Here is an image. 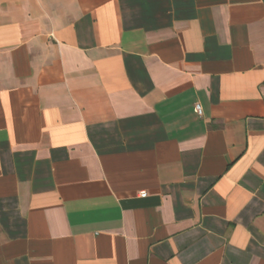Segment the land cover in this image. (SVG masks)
<instances>
[{
	"label": "crops",
	"instance_id": "obj_1",
	"mask_svg": "<svg viewBox=\"0 0 264 264\" xmlns=\"http://www.w3.org/2000/svg\"><path fill=\"white\" fill-rule=\"evenodd\" d=\"M0 264H264V0H0Z\"/></svg>",
	"mask_w": 264,
	"mask_h": 264
},
{
	"label": "built area",
	"instance_id": "obj_2",
	"mask_svg": "<svg viewBox=\"0 0 264 264\" xmlns=\"http://www.w3.org/2000/svg\"><path fill=\"white\" fill-rule=\"evenodd\" d=\"M194 111L196 112V114H198L199 116H203V112L204 110H202V106L200 104H196ZM146 193H143V195H145Z\"/></svg>",
	"mask_w": 264,
	"mask_h": 264
}]
</instances>
